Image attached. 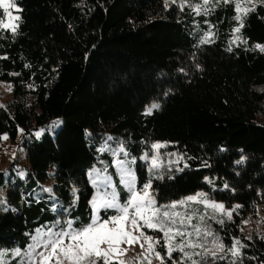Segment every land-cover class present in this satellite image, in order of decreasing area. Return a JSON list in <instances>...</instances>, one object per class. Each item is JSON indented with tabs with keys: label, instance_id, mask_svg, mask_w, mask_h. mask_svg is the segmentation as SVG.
<instances>
[{
	"label": "trees",
	"instance_id": "trees-1",
	"mask_svg": "<svg viewBox=\"0 0 264 264\" xmlns=\"http://www.w3.org/2000/svg\"><path fill=\"white\" fill-rule=\"evenodd\" d=\"M182 2L16 0L17 32L0 29V86L13 90L10 101H0V136L16 141L21 134L26 165L16 160L0 170V199L7 203L0 209V250L25 249L47 222L89 223L88 172L116 170L111 152L100 151L106 144L114 149L123 142L137 158L139 187L149 178L141 156L154 155L150 145L159 142L168 144L159 151L169 158L158 170L163 179H153L158 203L203 191L242 205L232 220L208 224L226 248L234 238L246 245L234 264H264V238L242 231L244 219L264 208V52L255 47L264 45V4L257 2L234 33V4L210 0L205 15L189 6L203 0L181 8ZM207 33L209 42L201 43ZM236 34L247 43L234 41ZM152 103L160 108L145 115ZM181 155L183 161L168 166ZM225 183L229 189L222 190ZM116 187L126 200L120 180ZM201 264H233V258Z\"/></svg>",
	"mask_w": 264,
	"mask_h": 264
},
{
	"label": "snow or ice",
	"instance_id": "snow-or-ice-1",
	"mask_svg": "<svg viewBox=\"0 0 264 264\" xmlns=\"http://www.w3.org/2000/svg\"><path fill=\"white\" fill-rule=\"evenodd\" d=\"M171 2L176 3L177 0H171ZM257 2L264 4V0H224V3H232L235 6L237 15L234 19L239 22V26L234 29V33H239L244 27L243 18L249 12L255 11ZM185 3L187 0H183L180 7L183 8ZM209 3L210 0H203L202 4L189 6L193 7L197 14L203 11L207 15L209 9L204 6ZM167 4L168 0L165 3L166 7ZM245 5L252 6L246 7ZM0 10H2L0 15L7 17L8 20L5 23L3 19H0V29H7L15 34L19 27V24L15 22L21 19L19 15H13L11 11H21L16 0H0ZM211 35L213 34H205L201 43L209 42ZM235 40L247 43L240 36H234ZM255 47L264 52V45L258 44ZM228 50L231 51V47ZM7 88L11 91V85H8ZM0 107L3 106L0 105ZM159 108V103H152L147 107L145 115H151L154 110ZM61 123L62 121L59 120L54 121L48 130L54 129ZM45 131L46 129L41 128L35 132V136L39 138ZM0 139L7 140L8 136L5 134L0 136ZM107 139L112 140L113 138L108 137ZM166 147H168L167 143H153L150 148L154 150V155L149 156L146 152L141 157L147 163L149 178L142 186L138 187L137 176L133 167L136 159L129 158V153L125 150L123 142H120L118 147L114 149L106 144L100 149L101 152L110 151L114 157H119L121 154L124 157L114 160V164L120 176V184L127 190V199L121 203L115 184L110 177H104L102 182L105 191L101 193L98 188L97 194L90 201L93 215L89 223L81 227H74L75 221L68 219L61 226V222L57 220L55 225L51 227L38 228L35 235L30 237L32 242L25 250L21 251V249L16 248L10 253L8 250H0V264H10L9 256L20 258L18 264H125L122 257L129 248L137 244L141 248L140 264H145V262L152 264L153 259L159 260L160 264H167L168 261H171L172 264H201L208 257L213 260H225L229 253L234 264V261L241 257V249L246 245L234 238L231 247L226 248L221 238L212 231L207 220L211 219L216 223L223 224L224 219H218L217 216H226L228 220H232L233 212H236L242 205H234L232 209H227L223 203L215 201L203 191L166 205H160L156 199L152 181L153 179H163V175L158 174V170L164 166L159 150ZM168 155L176 156L175 153ZM183 160L184 157L181 155L177 160L169 161V164L179 163ZM237 163H243V158ZM186 167L189 165L185 162L184 168ZM184 168H178L177 171H183ZM169 170L171 169L169 168ZM100 171V169H96L93 173H89V178L94 187L98 185ZM25 174L20 172L21 176ZM205 179L207 183H213L212 180ZM227 189H229V185L225 183L222 190ZM43 191L52 193L53 189L46 188ZM77 192L78 189L73 187V204L79 199L76 195ZM3 203L5 201L0 199V204ZM194 204L202 205L204 211L200 213L198 209L192 207ZM59 206L63 208V205ZM178 208L184 210L179 211ZM189 209L191 210L189 211ZM208 209L212 210L211 216L208 215ZM52 210L56 211V205L53 206ZM101 210H111L115 214L105 218L100 215ZM194 220L197 222L194 223ZM145 229L161 235L159 237L149 235ZM135 233H139V235ZM162 241V247L165 250L163 255L161 251L157 250ZM175 252L181 254L178 260L173 258Z\"/></svg>",
	"mask_w": 264,
	"mask_h": 264
},
{
	"label": "rangeland",
	"instance_id": "rangeland-1",
	"mask_svg": "<svg viewBox=\"0 0 264 264\" xmlns=\"http://www.w3.org/2000/svg\"><path fill=\"white\" fill-rule=\"evenodd\" d=\"M246 6H250V5H246ZM235 36H239V35L236 34ZM8 85H10V84L9 83H4V84H2L0 86V101L2 102V104H5L7 101H10L12 99V95H13L12 86H11V91H9L8 88H7ZM20 142H21V134L17 138L16 141H13L9 137H8L7 140H2L1 141V143H0V147H1V150H0V170H2V171L4 170L5 171L6 168L10 165V163H12V162H14L16 160H18L22 165H24V166L26 165V153L24 151V148L21 147ZM125 150L127 151L126 148H125ZM153 152H154V150H153ZM160 155H161V157L163 159L164 164H166L167 163V159L169 157L168 156L166 157L165 154H160ZM117 158L123 159L124 157L121 154V156L115 157V160ZM129 158H134V157L129 154ZM135 159H136V162H137V158H135ZM141 160H143V159H141ZM135 165H136V163H135ZM135 165L133 167H134L135 173H136V167H135ZM169 165H171V164H168V166ZM95 170L96 169H94L93 171H89L88 172V177H89V173H93ZM136 176H137V174H136ZM104 177H110L111 178V181L115 184V186H116L117 181L120 180V176L118 174L117 168H116L115 172L100 171L99 177H98V185H97V187H94L93 186V184L91 183V180L89 178L90 183H91V186L94 189V193H93L92 198L97 194L98 188H99V191L101 193H103L105 191V186H104V184L102 182ZM152 184H153V181H152ZM137 185H138V178H137ZM108 191H111V189H108ZM116 191L119 193L120 202L123 203L125 201V198H126L125 197V194L123 192H120L117 187H116ZM124 192L128 196L127 190L125 188H124ZM5 197H6V194H5ZM4 201H5V203L0 204V209L7 207L6 199ZM217 202H220V201H217ZM221 203H223V202H221ZM223 204L226 206L227 209H232L233 206L236 205V204H233V206H228L225 203H223ZM192 207L198 209L200 213H202L204 211V208H203L202 205L194 204V205H192ZM91 209H92V207H91ZM177 210L183 211L184 209L178 208ZM190 210L191 209H189V211ZM102 212H107L108 213V212H113V211H111V210H109V211L101 210L100 215L102 217H105V218L107 216L113 215V213H112V214H107L106 216H103L102 215ZM234 213H236V212H233V216H234ZM211 214H212V210L211 209H208V215L211 216ZM92 215H93V210H92ZM220 217H222V216H219V215L217 216L218 219ZM222 218H227V217L226 216H223ZM60 221H61V224H64L65 219L60 220ZM209 221H210V219L207 220V223H209ZM245 221H247V223H245ZM193 222L196 223L197 221L194 220ZM53 225H55V224H53L51 222H47V223H45V224H43V225H41L39 227H36L32 235H35L36 229H38V228H45V226L51 227ZM146 231H147V229H145V232ZM148 231H150V230H148ZM148 231L146 232L147 234H149ZM242 231H243V233L246 236H249V237L250 236H253L255 234L257 236H261V237L264 238V208L262 206H258L257 207V210L254 213L249 214L244 219V221L242 222ZM135 234L136 235H139V233H135ZM153 234H154V236H157V237H159L161 235L159 233H156V232H152L151 231V235H153ZM209 239H211V238H209ZM161 244H163V241L161 242ZM209 246H211V245H209ZM125 247H127V245H125ZM14 249H16V248H14ZM14 249L3 248L1 250H8L9 253H10ZM25 249H21V251H23ZM157 250H158V247H157ZM198 251H199V249H198ZM140 253H141V248L137 244V245L129 248V250L122 257V259L124 260L125 264H140V262H139V254ZM177 253L180 254L179 252H177ZM180 255H177V256L180 257ZM198 258L199 257H197V259ZM8 259L10 260V264H13V263L18 264V261H19L20 258H12L11 256H9ZM145 264H146V262H145ZM152 264H160V262L157 259H153L152 260Z\"/></svg>",
	"mask_w": 264,
	"mask_h": 264
}]
</instances>
